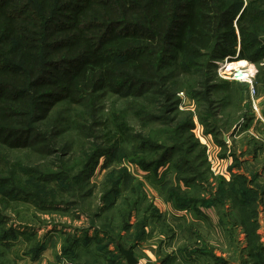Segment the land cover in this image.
I'll return each mask as SVG.
<instances>
[{
	"label": "trees",
	"instance_id": "obj_1",
	"mask_svg": "<svg viewBox=\"0 0 264 264\" xmlns=\"http://www.w3.org/2000/svg\"><path fill=\"white\" fill-rule=\"evenodd\" d=\"M226 58L256 65L264 61V0H0V149H33L46 157L44 163L29 167L0 155V241L9 244L19 234L14 227L6 228L8 218L3 210L9 202L30 203L42 211L77 205L64 196L75 189L81 191L101 160L110 159L124 137L140 154L129 161L157 179L175 159V181L163 183L162 189L167 202L196 214L192 216L195 225L190 224L188 231L198 229L195 220L211 225V217L203 211L213 210L222 238L229 240L231 247H235V234H244L245 247L239 256L242 264H264V245L258 234L264 197L260 173L234 175L231 181L220 178L218 191L211 192L210 198L198 191L206 181L207 159L200 139L193 142L194 136L198 139L197 127L214 137L222 149L228 148L225 130L221 129H225L224 124L210 120L216 117L211 108L212 93L219 89L226 93L224 99L235 97L229 91L231 83L211 84L216 62ZM176 74L186 78L183 89L194 101L204 103L206 115L198 119L189 112L178 116L177 91L172 84L167 85L168 76ZM187 76L201 82L188 84L186 89ZM199 84L202 92L197 90ZM147 92L151 96H146ZM103 93L127 100L128 108L147 124L158 122L164 109L168 115L162 119L164 128L137 134L124 113H115L116 131L95 135V103ZM60 105L76 108L75 120H70L89 144L71 157L70 144L61 149L53 140L62 131L61 115L67 110L57 112ZM186 133L191 135L186 137ZM111 134L108 142L103 141ZM197 145L202 149L201 156L195 153ZM231 157L233 167L240 169L241 157L235 152ZM121 181V175L111 174L104 204L90 219L117 206L115 197ZM229 198L235 205L228 210L226 220L223 210ZM139 199L124 198V220L119 230L125 235L112 234V222L95 231V235L103 233L116 244L120 259L125 261L121 248L135 255L148 238L147 212L152 207L138 217L136 224L131 221L139 212ZM152 214L156 217L159 211L153 209ZM195 235L196 240L201 237ZM71 240L67 252L74 255L79 246L87 249L93 242H103L90 237L88 231L82 238ZM98 251L89 252L95 257L94 264H123L118 257L98 259L106 255ZM39 253L36 249L35 257ZM179 255H185L186 260L194 255L206 256L214 264L224 263V258L216 256L206 244L201 247L192 241L179 249ZM168 257L163 264L172 263V257Z\"/></svg>",
	"mask_w": 264,
	"mask_h": 264
},
{
	"label": "rangeland",
	"instance_id": "obj_2",
	"mask_svg": "<svg viewBox=\"0 0 264 264\" xmlns=\"http://www.w3.org/2000/svg\"><path fill=\"white\" fill-rule=\"evenodd\" d=\"M252 66H255L256 72L253 89L248 83L225 80L217 74L211 79V84L231 83L229 91L235 97L233 99L228 98L229 100L224 99L226 93L219 89L212 93L211 96L213 100L211 108L216 117L214 116L210 120L211 122L222 121V125L224 124L225 129H221L225 130L228 148L222 149L221 146L216 145V139H213L214 137L212 136H206L202 130L201 135L205 136L206 141L208 140L210 145L208 152V149L202 143L207 159L204 164L206 169V177L204 178L206 181L201 182L204 187L203 189H198V191L202 193L204 198L207 196L210 198L211 192L216 194L218 186H220V178L231 181L234 175L250 177L254 172L261 174L264 171V122L260 119V117L264 119V61L260 65L252 64ZM235 74L237 73L234 71L233 75ZM183 81H186V78L179 74L170 75L167 79V85L170 86L172 84L177 91L175 99L180 102L178 105V116L180 117L186 112L193 113L196 119L199 116L206 115L207 108L203 105L204 103L202 101H194L187 95L186 90L183 89L185 85ZM195 81L201 82V79L195 76H187L186 89H188V84L191 86ZM179 88L181 89L179 90ZM197 90L202 92L204 88L199 84ZM150 94L147 92L145 95L151 96ZM97 100L95 104L98 111L96 121L98 125L94 131L97 136L105 135L110 130L116 131L114 126V123H116L115 113H124L126 115L125 120L129 123L133 132L137 134H147L150 130L160 132L164 128L162 119L168 116L164 114L163 109V113L159 115L160 120L158 122L147 124L141 122L134 112L128 108L127 100L110 93L100 94ZM56 109L57 112L60 109L67 110L65 114L61 115L64 118L62 120L64 122V124L62 123V131H60L59 137L53 140H56L55 142L60 145L61 149L65 145L70 144V157L77 154L81 147L88 148V142L81 136L83 132L78 131L72 123L75 120L72 117L74 116L73 113H76V108L60 105ZM229 115L234 118H228L227 116ZM70 118H72V121ZM195 134L198 137V133L196 132ZM190 135L186 133V137ZM111 137L112 134L103 141L108 142ZM194 137L193 142L197 143L199 138ZM252 139L255 142H251ZM163 140L165 141L166 139ZM254 148H257L255 152H253ZM115 150V154L110 159L103 158L101 160L89 178V182L81 191L75 189L64 196L66 201L77 205H70V208L67 207V209L60 208V205H58L56 209L42 211L30 203L9 202L8 207L3 210L4 215L8 218L6 228L14 227L19 234L17 239L9 244L0 241V264H94L95 257L92 254L99 253L98 249L106 253L105 257H99L98 259H115L118 257L120 262L127 264L125 259H120L116 244L110 243L103 233L95 235V231L108 227V224L112 222L110 232L115 236L120 234L122 231L119 230V227L124 220L123 209L126 207L124 198L135 199L136 196L140 197L138 201L139 212L135 215L133 214L131 220L133 224H136L138 217L142 218L150 207H152V211L153 209L159 211V214L153 218L152 211L147 212V215L150 216L147 229L148 238L135 251V257L139 264H163L162 260H165L168 256L172 257L173 261L171 264L215 263L214 260L206 256L198 257L194 255L191 260H186L185 255L180 256L179 249H183L191 241L197 242L201 247L206 244L210 249L214 250L216 256L224 258V263L226 259L228 261L227 264H242L239 256L241 248L245 247V236L241 231L235 234V247H231L230 241L222 238L217 221L218 217L212 210L203 211L211 217L212 227L207 221L195 220L198 229L195 228L194 232H190L188 229L191 227L190 224L194 223L193 217L196 214L189 210H178L174 203L166 201L162 184L172 180L175 181V171L173 169V164L176 162L175 159L160 171L159 179H157L152 172H144L142 168L129 161L132 158L140 157L133 142L129 144L127 139L124 140V137H122ZM201 151V147L197 145L196 155L201 156ZM234 152L241 157V162H239L240 169L233 167L234 159L231 154ZM241 152H247V155H240ZM0 155L9 157L13 163L20 161L29 167L34 166V164H42L46 159L43 155L34 152L33 149H0ZM254 155L258 157L255 158ZM245 161L248 163H244ZM214 165L216 174L212 172ZM113 173L122 177L118 187V194L115 197L116 200L118 199V204L112 209H107L101 217L90 219V215L94 212L96 213L103 206V196L110 185L109 180ZM260 181L263 182V180ZM83 193H85L84 197L81 195ZM219 196L222 197L221 194ZM233 205H235L234 201L229 198L223 210L225 218L228 210H231ZM85 231H88L90 237L96 236L103 242L101 244L93 242L87 249L83 245L79 246L75 249L76 255L67 252L69 241L82 238ZM121 234L125 235V233ZM191 234L193 235L191 236ZM195 234H199L201 237L196 240L197 235ZM36 249L40 251L38 257H35ZM107 251L112 252L113 255L110 256ZM224 263L220 262L219 264ZM101 264L108 263L104 261Z\"/></svg>",
	"mask_w": 264,
	"mask_h": 264
},
{
	"label": "built area",
	"instance_id": "obj_3",
	"mask_svg": "<svg viewBox=\"0 0 264 264\" xmlns=\"http://www.w3.org/2000/svg\"><path fill=\"white\" fill-rule=\"evenodd\" d=\"M233 62H235V59L231 60L229 58H226L225 60H222L220 62H216V68H217V70L215 71L216 74L225 80L248 83L253 89V82L256 74L255 66H252L251 63L247 62L248 64L243 68L240 67V68L230 69L227 64L228 63L232 64ZM234 71L237 74L233 75ZM255 109L257 108L255 107ZM260 119L264 122V119L262 117H260ZM202 130H203L202 127L198 126L195 132L198 133V138L206 146V148L208 149L207 151L209 152L210 145L208 144V140L206 141L205 136L201 135ZM214 169H215V165L212 167V172L216 174Z\"/></svg>",
	"mask_w": 264,
	"mask_h": 264
},
{
	"label": "crops",
	"instance_id": "obj_4",
	"mask_svg": "<svg viewBox=\"0 0 264 264\" xmlns=\"http://www.w3.org/2000/svg\"><path fill=\"white\" fill-rule=\"evenodd\" d=\"M216 145H218V144H216ZM260 175H261L260 180L264 181V171H262V173ZM258 234L260 235L261 243L264 245V197H263V201H262V205H261V209H260V215H259Z\"/></svg>",
	"mask_w": 264,
	"mask_h": 264
},
{
	"label": "water",
	"instance_id": "obj_5",
	"mask_svg": "<svg viewBox=\"0 0 264 264\" xmlns=\"http://www.w3.org/2000/svg\"><path fill=\"white\" fill-rule=\"evenodd\" d=\"M225 141L227 140L225 139ZM121 254L126 258L127 264H139V261L131 250L121 248Z\"/></svg>",
	"mask_w": 264,
	"mask_h": 264
},
{
	"label": "bare ground",
	"instance_id": "obj_6",
	"mask_svg": "<svg viewBox=\"0 0 264 264\" xmlns=\"http://www.w3.org/2000/svg\"><path fill=\"white\" fill-rule=\"evenodd\" d=\"M230 69H234L235 67H242L246 65V61H239V62H234L232 64L228 63L227 64Z\"/></svg>",
	"mask_w": 264,
	"mask_h": 264
}]
</instances>
